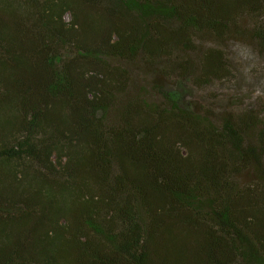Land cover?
<instances>
[{"label": "trees", "instance_id": "obj_1", "mask_svg": "<svg viewBox=\"0 0 264 264\" xmlns=\"http://www.w3.org/2000/svg\"><path fill=\"white\" fill-rule=\"evenodd\" d=\"M233 39L264 0H0V264H264Z\"/></svg>", "mask_w": 264, "mask_h": 264}, {"label": "rangeland", "instance_id": "obj_2", "mask_svg": "<svg viewBox=\"0 0 264 264\" xmlns=\"http://www.w3.org/2000/svg\"><path fill=\"white\" fill-rule=\"evenodd\" d=\"M240 24L243 25L242 20ZM206 44L208 43L206 42L204 47ZM228 44L227 51L238 82L233 85H217L220 86L217 93L225 102L222 108H225L227 103H237L238 108L258 104L259 98L264 97V54H260L246 41L233 39ZM257 106L261 109L260 105ZM253 178L254 173L249 172L242 180L248 182Z\"/></svg>", "mask_w": 264, "mask_h": 264}]
</instances>
